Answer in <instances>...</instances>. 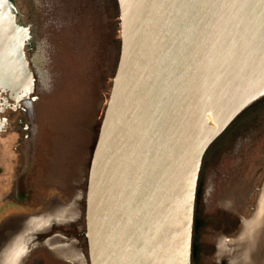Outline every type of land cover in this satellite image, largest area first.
<instances>
[{"label": "water", "instance_id": "obj_1", "mask_svg": "<svg viewBox=\"0 0 264 264\" xmlns=\"http://www.w3.org/2000/svg\"><path fill=\"white\" fill-rule=\"evenodd\" d=\"M118 1L121 52L85 194L90 264H193L204 156L264 97V0ZM23 14L0 0V45Z\"/></svg>", "mask_w": 264, "mask_h": 264}, {"label": "rangeland", "instance_id": "obj_2", "mask_svg": "<svg viewBox=\"0 0 264 264\" xmlns=\"http://www.w3.org/2000/svg\"><path fill=\"white\" fill-rule=\"evenodd\" d=\"M19 2L24 14L16 17L17 32L6 38L5 45H0V220L6 214L24 213L42 215V219L48 214L55 217L64 204L72 211L80 203L81 184L85 180L82 163L90 140V125L98 110L88 92L77 99L67 95L52 101H44L35 94L30 55L38 39L40 21L32 0ZM9 91L18 97H11ZM28 96L34 97L38 107L40 122L36 124L40 128L33 142L32 178L27 192L20 195L14 192L32 117L21 108L19 98ZM261 196L264 199V148L259 152L253 144L248 145L220 186L210 185L207 195L211 209L221 204L246 219L254 213ZM231 198H237L239 204L229 205L227 200ZM1 227L0 221V233ZM241 229L242 226L235 234H212L218 242V261L237 264L231 253L237 247ZM221 238L228 241V249L221 245ZM260 259L264 264V253Z\"/></svg>", "mask_w": 264, "mask_h": 264}, {"label": "trees", "instance_id": "obj_3", "mask_svg": "<svg viewBox=\"0 0 264 264\" xmlns=\"http://www.w3.org/2000/svg\"><path fill=\"white\" fill-rule=\"evenodd\" d=\"M32 4L40 21L36 47L30 56L36 78L35 94L44 101H52L62 100L67 95L77 99L88 92L97 104L98 110L90 125V140L82 163L86 192L91 161L121 52L119 1L32 0ZM26 106L33 124L22 148L23 163L18 184L27 192L32 178L31 170H34L33 142L39 127L36 123L39 124L40 120L36 102L30 101ZM245 140L264 141V97L241 112L214 140L204 156L195 207L193 264H218L212 259L215 251L212 234L220 229L233 233L239 226L238 217L224 209L215 207L205 211L203 192L208 176L219 182L227 166L236 162L245 150ZM85 210L86 201L84 213ZM68 232L75 233L88 248L85 220L83 230H79L75 224L74 229Z\"/></svg>", "mask_w": 264, "mask_h": 264}, {"label": "flooded vegetation", "instance_id": "obj_4", "mask_svg": "<svg viewBox=\"0 0 264 264\" xmlns=\"http://www.w3.org/2000/svg\"><path fill=\"white\" fill-rule=\"evenodd\" d=\"M34 50L35 48L31 51V55ZM8 93L11 95V97L14 96V94L11 91H9ZM19 101L21 103L20 104L21 108L24 111H27L26 103L29 104L30 101L35 102V99L33 96L31 97L28 96L25 98L24 97L19 98ZM250 144L255 145L256 150L259 152L264 148V141L260 143L255 140H245L243 142L245 150L248 148V145ZM245 150L242 151V153L240 154V156L233 165L227 166V169L224 171V174L219 182L212 179V176H208V178L206 179V182L204 184V192H203L205 211L211 209L207 197L210 185L212 183H215L216 185L220 186L223 180L225 179L227 173L231 170V168L237 165L238 161L243 156ZM19 176H20V172L17 178V184L14 193L24 195L26 190L22 187V185L19 186L18 184ZM85 180H86V176H85ZM84 182L81 184L83 197L80 200V203H77L79 214L74 220H72L69 223H59V224L53 222L51 225L48 226L46 230L34 232L32 236H28L27 238H21L20 245L14 244L16 242L14 241L15 239L12 237L4 238V244L2 245L0 244V251H1L0 264H90L89 245L87 248L84 241L80 237H78L75 233L68 232V230L74 229L75 224H77L79 230H83L84 228V220H85L84 201H86L85 198L86 192L83 187ZM216 207L224 209L238 217V219L240 220L239 226L236 229V231H238L243 224V218L241 217V215L230 208L224 207L221 204L217 205ZM45 218L46 217H43V219ZM58 227H60L61 229H56ZM57 232L63 233L65 235L64 236L65 238L54 237V235ZM219 232L223 234H232V233H226L222 229L215 231V233H219ZM2 239L3 237L0 240ZM72 239L76 241V245L78 248L77 252L74 251L73 248H71L70 245L68 244L71 242ZM211 240L215 245V251L212 255L213 261L218 264H223V263L229 264L227 260L218 261L216 259V255L218 252V242L213 237H211ZM10 241L13 244H10L9 243Z\"/></svg>", "mask_w": 264, "mask_h": 264}, {"label": "crops", "instance_id": "obj_5", "mask_svg": "<svg viewBox=\"0 0 264 264\" xmlns=\"http://www.w3.org/2000/svg\"><path fill=\"white\" fill-rule=\"evenodd\" d=\"M69 206H62L56 211V215L58 216H50L48 214V218H50L51 223H69L72 220H74L77 215L79 214L78 206H74V209L71 211L68 210ZM59 218H63L62 221H58ZM55 219V220H54ZM42 215H29L28 213H24L21 216L20 215H12V214H6L1 218V225H2V235L3 238L6 237H12L14 238L15 242L14 244L20 245V239L21 238H27L28 236H32L34 232L46 230L48 226L50 225L49 222L46 223L42 227ZM54 220V221H53ZM6 230V231H5ZM65 235L61 232H57L54 237H64ZM10 244H13L11 241ZM4 244V241H3ZM71 248H73L74 251H78L76 241L74 239L71 240L70 243H68Z\"/></svg>", "mask_w": 264, "mask_h": 264}, {"label": "bare ground", "instance_id": "obj_6", "mask_svg": "<svg viewBox=\"0 0 264 264\" xmlns=\"http://www.w3.org/2000/svg\"><path fill=\"white\" fill-rule=\"evenodd\" d=\"M1 44L5 45L6 42L4 39L1 40ZM237 199V198H236ZM231 198L228 201V204L231 206L239 204L238 199ZM244 222L242 224V229L240 234L237 236V247L232 251V255H234V261L238 264H249L250 256H254L256 250L264 249V199L261 196L259 201L255 205V211L249 217V219L243 218ZM221 245L224 248L228 249L227 245L228 241L221 238ZM226 245V246H225ZM241 259L244 262H240Z\"/></svg>", "mask_w": 264, "mask_h": 264}]
</instances>
